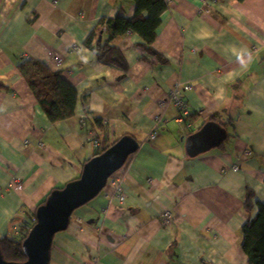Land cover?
Listing matches in <instances>:
<instances>
[{"label": "crops", "instance_id": "crops-1", "mask_svg": "<svg viewBox=\"0 0 264 264\" xmlns=\"http://www.w3.org/2000/svg\"><path fill=\"white\" fill-rule=\"evenodd\" d=\"M165 1L153 49L168 64L128 34L111 43L124 72L100 65L83 43L101 19L131 18V0H0V85L8 89L0 90V238L19 240L20 214L78 179L94 139L100 148L130 135L137 152L54 236L49 264H248L241 227L264 205V0ZM19 59L42 62L86 93L88 116L78 102L73 118L51 125ZM175 85L191 87L190 120L179 121L168 102ZM213 116L231 119L235 138L189 158L185 139Z\"/></svg>", "mask_w": 264, "mask_h": 264}, {"label": "trees", "instance_id": "trees-1", "mask_svg": "<svg viewBox=\"0 0 264 264\" xmlns=\"http://www.w3.org/2000/svg\"><path fill=\"white\" fill-rule=\"evenodd\" d=\"M131 2L135 8L131 18H128L123 12L119 11L113 18L101 19L86 37L83 46L93 54L100 65L125 72L128 69L127 63L111 43L114 39L128 34H135L141 41L139 47L147 57L153 58L160 66L167 65V60L153 49L156 39V29L161 23L160 17L169 8L167 2L165 0H131ZM100 35L101 40L98 41ZM146 56L141 58L144 63L149 62ZM17 69L34 96L38 107L41 108L51 125L73 118L78 102H81L84 112L88 116V108L85 105L86 93L79 95L64 80L61 73L52 72L42 62L31 59H19ZM0 90L8 91L3 85H0ZM187 119L190 120L191 117H187ZM207 122L217 123L226 132V139L217 148L218 150L224 149V145L235 138V135L232 133L233 123L231 119L227 122H221L217 121L216 116H213ZM93 123L99 126L100 120L94 119ZM119 138L115 139L113 143L119 140ZM112 145L101 146L93 157L101 155L103 151ZM245 194V211L250 213L254 206V193L246 188ZM44 202L40 205L44 204ZM255 205L257 206L256 214L241 227L240 246L242 252L247 257L248 264H264V205L261 203H256ZM24 238H20L17 241H12L5 237L0 238V252L4 261L14 263L25 261L21 250V242Z\"/></svg>", "mask_w": 264, "mask_h": 264}, {"label": "water", "instance_id": "water-1", "mask_svg": "<svg viewBox=\"0 0 264 264\" xmlns=\"http://www.w3.org/2000/svg\"><path fill=\"white\" fill-rule=\"evenodd\" d=\"M100 40L101 35L98 37ZM226 136L220 125L207 122L194 134L187 136L184 141L185 153L189 158L208 153L217 149ZM138 146L137 140L124 135L101 155L84 163L77 180L52 191L44 204L34 211L35 224L21 242L25 261L6 262L0 252V264H49L54 236L68 229L74 211L90 203L103 191L107 181L124 167L126 160L137 152Z\"/></svg>", "mask_w": 264, "mask_h": 264}, {"label": "built area", "instance_id": "built-area-1", "mask_svg": "<svg viewBox=\"0 0 264 264\" xmlns=\"http://www.w3.org/2000/svg\"><path fill=\"white\" fill-rule=\"evenodd\" d=\"M191 91V87L189 85H175L169 95H168V102H171L173 104V106L175 107L177 113H178V120L182 121L183 118L187 117L188 113H187V108H186V101L184 100V96L187 92ZM159 119L156 118L154 119V122L157 124L159 123ZM158 135V130L157 129H153L147 136L149 141H153L156 139ZM94 141V148L98 149L99 148V143L97 140H93ZM115 174V173H114ZM114 177V176H113ZM112 177V178H113ZM17 189H21V186L19 184H15V186ZM117 187V199H119L120 202H123L124 199V194L123 191L121 190V187H119V182H116V186ZM171 216L168 212H164L162 219L164 221L165 225H168ZM20 227L18 230V234L20 235V238H24L27 236V234L30 232V230L32 229L33 225L35 224V215L34 214H26L25 212H22L20 214Z\"/></svg>", "mask_w": 264, "mask_h": 264}, {"label": "rangeland", "instance_id": "rangeland-1", "mask_svg": "<svg viewBox=\"0 0 264 264\" xmlns=\"http://www.w3.org/2000/svg\"><path fill=\"white\" fill-rule=\"evenodd\" d=\"M111 179V178H110Z\"/></svg>", "mask_w": 264, "mask_h": 264}]
</instances>
